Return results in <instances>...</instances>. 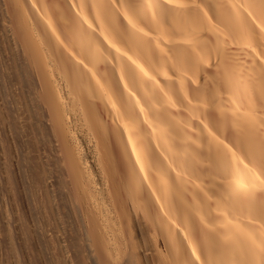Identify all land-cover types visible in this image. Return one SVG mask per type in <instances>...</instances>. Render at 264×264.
<instances>
[{"label": "bare ground", "instance_id": "1", "mask_svg": "<svg viewBox=\"0 0 264 264\" xmlns=\"http://www.w3.org/2000/svg\"><path fill=\"white\" fill-rule=\"evenodd\" d=\"M0 144L49 264H264V0H0Z\"/></svg>", "mask_w": 264, "mask_h": 264}, {"label": "rangeland", "instance_id": "2", "mask_svg": "<svg viewBox=\"0 0 264 264\" xmlns=\"http://www.w3.org/2000/svg\"><path fill=\"white\" fill-rule=\"evenodd\" d=\"M9 133H11V129L8 130V134ZM23 153H22V157L24 155ZM14 154H15V152L12 153V159H13ZM2 156H3V153L1 150V144H0V229H1L0 230V235H1L0 236V256L2 258L3 264H49L47 242H46V239L43 238V237L46 238V235H45L46 232L44 231V229L46 230V226H45V228H43L44 227L43 219L45 217L43 216V219L41 221L43 213L41 212L40 213L41 216H40L39 214H37L33 210L34 209L33 204H32L33 200H31L32 199L31 195L33 194V191L30 187H27L29 185L28 182H26L25 180H23V181L21 180V179H23L21 176V173H20L21 170H18V169L13 170V171H15L14 174L16 173L15 175L17 176L18 183H19L17 185V187H18L17 191L14 192L15 193L14 195L17 197V198L15 197V198L18 199L17 202H16V200L14 201V199H13V193L10 194L13 191H11L8 186H6L7 184L5 185V187H3V184L5 183L4 180L6 179L5 177L7 174L6 173L7 168H5L6 170H4V167L7 166V164L6 165L4 164L5 162H4L3 158H5V156H3V157ZM10 162H11L10 163L11 165L14 163L13 161H11V159H10ZM11 167L13 169V166H11ZM8 168H10V167H8ZM25 168L27 169V166H25ZM12 169H10V170H12ZM3 173L5 176L4 178H3ZM1 182H4V183H1ZM21 183H22V186H21ZM30 189L32 192L30 191ZM5 194H7V195H5ZM4 195H5V197H4ZM7 196H8V198H7ZM10 196H11V198H10ZM10 202H11V204H10ZM16 204H18L19 207H21V209H19L18 205H16ZM4 205H6V208ZM7 205H9V206H7ZM11 208H12V210H11L12 212L9 210ZM14 208H15V210H14ZM2 210H5V212L4 211L1 212ZM16 211H18V212H16ZM22 215H23V217H22ZM26 220H27V222H26ZM40 222H43V223H40ZM24 226H25V228H24ZM40 226H42V227L39 228ZM25 229L29 230L28 231L29 233L27 232L28 234H26V232H24ZM42 230H43V232H42ZM41 232H42V235L40 234ZM43 233H45V234H43ZM43 235H45V236H43ZM1 238H3V239L1 240ZM1 258H0V260H1Z\"/></svg>", "mask_w": 264, "mask_h": 264}]
</instances>
